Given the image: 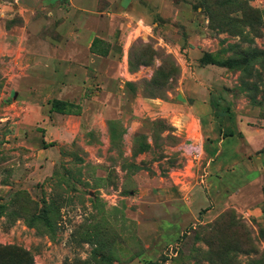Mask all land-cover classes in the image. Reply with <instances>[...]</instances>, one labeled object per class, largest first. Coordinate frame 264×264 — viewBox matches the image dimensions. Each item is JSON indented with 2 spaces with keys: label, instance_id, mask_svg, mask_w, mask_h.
<instances>
[{
  "label": "rangeland",
  "instance_id": "obj_1",
  "mask_svg": "<svg viewBox=\"0 0 264 264\" xmlns=\"http://www.w3.org/2000/svg\"><path fill=\"white\" fill-rule=\"evenodd\" d=\"M87 1L105 20L95 28L111 30L97 53L111 42L112 61L107 80L96 74L72 94L83 111L70 133L64 103L31 97L26 34L50 29L53 15L79 29L89 11L74 0H0V244L26 248L32 264H264V217L190 203L211 158L213 196L234 191L227 136L264 140V0ZM126 28L137 73L126 86L139 101H124L117 77ZM189 133L204 147L193 169ZM254 154L264 158V143ZM170 181L185 200H170ZM0 264L15 262L4 252Z\"/></svg>",
  "mask_w": 264,
  "mask_h": 264
},
{
  "label": "crops",
  "instance_id": "obj_2",
  "mask_svg": "<svg viewBox=\"0 0 264 264\" xmlns=\"http://www.w3.org/2000/svg\"><path fill=\"white\" fill-rule=\"evenodd\" d=\"M74 0V3L79 4L83 13L79 19V23H84L79 29L66 28L68 22L57 23V17L52 16V27L38 33L29 32L25 43L29 45L28 51V75L37 82L38 88L30 93L35 100L48 99L56 97L68 102L67 110L72 122L69 126V132H73L79 128L82 123V107L77 102H74L72 94L77 89H83L86 86L88 79H95L94 75L101 76L98 80L108 79L110 73V64L112 59V43L109 46L107 55H99L101 46L97 45L98 38L105 43L111 39V30L105 28H95L96 25L105 23L104 17L96 14L95 5L87 0ZM85 5V6H84ZM78 6V5H77ZM79 8L72 9L74 12ZM74 15V14H71ZM68 17V16H67ZM120 47L123 51L121 69L117 71V77L120 78L121 87L123 88L124 101L129 102L132 99L139 101L143 99L137 93H130L127 90L126 83L135 79L137 73H132L129 70L128 50L132 42V33L127 28L123 30L120 38ZM106 51L105 46L102 48ZM98 61V62H97ZM89 63V65L87 64ZM97 62V63H96ZM112 68V65H111ZM89 71L93 75L89 74ZM37 74V75H36ZM107 85V83H106ZM17 94V93H16ZM110 98H108L109 101ZM145 99V98H144ZM149 104V103H147ZM75 106V107H74ZM105 107V106H104ZM106 108V107H105ZM163 110L164 106H155V109ZM76 109L78 111H74ZM105 112L110 119L123 118L111 106H108ZM110 114V116H108ZM105 115V116H106ZM241 135L234 132L233 135L227 136L234 139L235 155L230 159L228 165L231 166V171L234 172V191L230 192L221 201L211 193V188L217 181L213 175L212 160L203 169L202 183L196 184L192 189L191 205L193 207L205 206L209 209L208 214L217 212V208H222L233 205L250 218L264 217V158L255 156L254 150L264 143L263 138L259 140L258 145L252 141L243 132ZM227 137L218 139L217 146L225 144ZM248 137V138H247ZM220 152L217 150L216 155ZM212 164V165H211ZM218 170L222 171L223 165L217 164ZM209 167H211L209 171ZM171 182V181H170ZM171 184V185H170ZM166 191L169 193L170 200H185L182 187L174 185L172 182L166 183ZM189 205V204H188ZM192 208V209H195ZM209 215V216H210Z\"/></svg>",
  "mask_w": 264,
  "mask_h": 264
},
{
  "label": "trees",
  "instance_id": "obj_3",
  "mask_svg": "<svg viewBox=\"0 0 264 264\" xmlns=\"http://www.w3.org/2000/svg\"><path fill=\"white\" fill-rule=\"evenodd\" d=\"M202 61H205V58L202 59ZM211 63H216L219 62L216 59H211L210 61ZM219 63H225L226 61L223 62H219ZM228 64H232L233 61H228ZM56 103H64L65 107H64V111H68L67 110V106H68V102L60 100V99H56L55 100ZM7 252L8 255L10 256V260L11 262L14 260L15 264H32L33 262V258L31 253L26 249L23 248L21 246L15 245V244H9V245H2L0 244V253H4Z\"/></svg>",
  "mask_w": 264,
  "mask_h": 264
},
{
  "label": "built area",
  "instance_id": "obj_4",
  "mask_svg": "<svg viewBox=\"0 0 264 264\" xmlns=\"http://www.w3.org/2000/svg\"><path fill=\"white\" fill-rule=\"evenodd\" d=\"M183 148L187 158L186 168L193 169L197 165L199 166L204 159L203 141L199 135L189 133L183 144ZM185 173L187 172L185 171Z\"/></svg>",
  "mask_w": 264,
  "mask_h": 264
}]
</instances>
